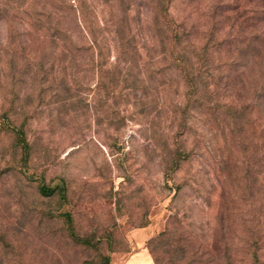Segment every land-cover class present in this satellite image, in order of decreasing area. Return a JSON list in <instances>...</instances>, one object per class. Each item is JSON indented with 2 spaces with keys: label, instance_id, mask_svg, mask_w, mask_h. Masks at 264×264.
I'll list each match as a JSON object with an SVG mask.
<instances>
[{
  "label": "rangeland",
  "instance_id": "1",
  "mask_svg": "<svg viewBox=\"0 0 264 264\" xmlns=\"http://www.w3.org/2000/svg\"><path fill=\"white\" fill-rule=\"evenodd\" d=\"M188 10L184 0H173L175 16ZM141 18L149 42L145 7ZM64 23L77 40L72 23ZM40 33L0 16V264H104V255L107 264H249L251 247L243 238L251 209L261 220L257 250L258 264H264V192L257 189L251 197L231 201L233 235L228 231L224 240L204 239L215 211L204 201L209 187L198 193L186 185L172 196L157 157L135 143L115 141V135L124 140L131 134L140 143V125L130 120L119 134L106 126L98 71L82 64L86 54L69 61ZM111 43L113 64L117 51ZM71 73L81 83L79 97L69 95L78 86ZM22 128L31 143L27 162L18 139ZM233 162L225 167L227 186L237 190L244 164ZM62 182L65 199L37 191L40 183ZM65 211L85 240L71 236ZM174 212L179 224L170 228ZM192 231L196 238L189 236Z\"/></svg>",
  "mask_w": 264,
  "mask_h": 264
},
{
  "label": "trees",
  "instance_id": "2",
  "mask_svg": "<svg viewBox=\"0 0 264 264\" xmlns=\"http://www.w3.org/2000/svg\"><path fill=\"white\" fill-rule=\"evenodd\" d=\"M184 1L188 12L175 16L173 0H0V16L41 32L69 61H77V53L86 54L82 64L98 71L106 126L119 134L130 120L140 125V143L131 134L124 140L115 135V141L135 143L157 157L172 196L186 185L200 193L206 184L204 201L215 211L203 236L224 240L228 231L234 232L231 201L251 197L257 189L264 192V0ZM142 7L148 12L149 42ZM66 20L77 31V40ZM111 41L117 51L113 64L108 60ZM71 76L78 86L69 95L79 97L81 83ZM60 82L67 83L64 74ZM18 139L27 162L31 143L23 128ZM236 148L241 154L233 156ZM232 160L244 164L243 185L237 190L227 186L225 167ZM180 171L183 175L176 180ZM37 191L65 199L67 185L40 183ZM65 212L71 236L85 240ZM251 213L244 221L243 239L251 247L249 264H258L263 229ZM172 217L170 228L179 224L176 212Z\"/></svg>",
  "mask_w": 264,
  "mask_h": 264
}]
</instances>
